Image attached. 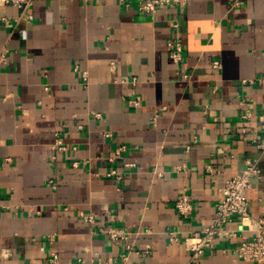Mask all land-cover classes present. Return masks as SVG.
I'll return each mask as SVG.
<instances>
[{
  "label": "crops",
  "instance_id": "1",
  "mask_svg": "<svg viewBox=\"0 0 264 264\" xmlns=\"http://www.w3.org/2000/svg\"><path fill=\"white\" fill-rule=\"evenodd\" d=\"M139 3L0 6V264H50L53 252L58 264H186V239L254 159L249 214L264 220L253 143L264 123V0H190L154 15ZM169 41L182 42L181 61ZM184 193L188 216L176 209ZM105 227L129 234L114 240ZM228 227L237 239L216 241L198 264H256L232 251L256 235L250 224Z\"/></svg>",
  "mask_w": 264,
  "mask_h": 264
},
{
  "label": "built area",
  "instance_id": "2",
  "mask_svg": "<svg viewBox=\"0 0 264 264\" xmlns=\"http://www.w3.org/2000/svg\"><path fill=\"white\" fill-rule=\"evenodd\" d=\"M190 0H140L139 10L154 15L162 6L187 4ZM34 0H0V6L11 5L26 10L32 6ZM170 56L174 62L182 59L183 45L181 41H169ZM8 49H0V65L8 61ZM213 67H219V61L214 60ZM250 112L243 117L249 118ZM262 130L258 132L253 139V143L260 153L264 154V123L261 125ZM126 151L124 146L117 148L116 157H121ZM112 171L109 174H115ZM259 173L258 160L246 161L245 168L238 174L227 179L222 187L223 197L216 207L214 216L210 223L204 227L202 233L196 237L186 239L187 250L189 251V260L186 264H198L200 258L206 250L212 247L216 241L227 240L232 242L237 239L238 231L230 229L228 223L237 218L239 222L246 227L250 224L251 229L256 235L249 239H243L237 247L233 248V254L245 261H251L256 264H264V220L254 219L249 214L248 191L251 188L252 178ZM176 209L182 216L190 215L193 210V203L190 196L184 193L176 201ZM83 219L95 224L96 219L93 214H83ZM249 227V226H248ZM103 231L108 233L114 240L118 238H126L129 234L126 229H117L114 227H105ZM171 240H177L178 237L174 232H170ZM50 264H58V254L53 252L49 259ZM81 264V263H75Z\"/></svg>",
  "mask_w": 264,
  "mask_h": 264
}]
</instances>
